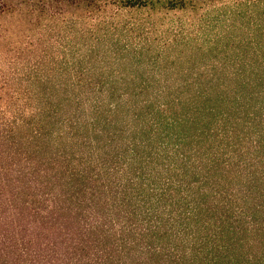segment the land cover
<instances>
[{
    "label": "trees",
    "instance_id": "1",
    "mask_svg": "<svg viewBox=\"0 0 264 264\" xmlns=\"http://www.w3.org/2000/svg\"><path fill=\"white\" fill-rule=\"evenodd\" d=\"M201 4L0 0V264H264V0L196 92L118 88L139 53L97 36Z\"/></svg>",
    "mask_w": 264,
    "mask_h": 264
},
{
    "label": "rangeland",
    "instance_id": "2",
    "mask_svg": "<svg viewBox=\"0 0 264 264\" xmlns=\"http://www.w3.org/2000/svg\"><path fill=\"white\" fill-rule=\"evenodd\" d=\"M198 1H202L204 4L194 8L193 11L170 13L164 19L155 18L151 14H134L130 16L131 19L127 24L130 22L129 26L138 25V28L130 32L119 28L114 32L109 31L108 35L103 32L97 34V36L109 38L114 44H117V56L126 54L123 50L125 45L129 53L132 50L139 53L137 57L129 54L130 56L126 60L131 64L127 70L122 72L135 79L119 80L116 83L118 88L128 86L130 90L136 91L176 89L196 92V90L218 87L222 84L221 80L217 81L212 78L220 74L217 70V67L221 66L219 63H226L227 58H230L234 51L222 48L226 42L220 41L221 45L218 49H215V46L212 48L211 44L217 39H222L225 35L227 18L230 15V11L225 8V3L228 0ZM243 21V26H251L247 21L245 23ZM262 23L264 27V19ZM144 39L149 41L145 42ZM91 42L88 40V44ZM139 46L146 47L140 49ZM109 48L114 47L111 45ZM92 57L94 56L92 55ZM109 60L111 61L112 58ZM113 68L118 70V67L110 65L107 66L106 72L111 73ZM118 95L116 94L112 102H109L108 107L121 103L117 100ZM142 99L143 97L139 98L138 105L145 104V102H140ZM180 99L182 98L177 100L172 98L165 103L170 106L179 102ZM185 106L186 108H182L183 111H179L178 115L182 118H189L192 117V110L195 111L198 107L203 108L205 103L186 102ZM140 118L150 127L153 118H147L145 115ZM146 125L145 129H148ZM122 148L124 149L125 146Z\"/></svg>",
    "mask_w": 264,
    "mask_h": 264
}]
</instances>
